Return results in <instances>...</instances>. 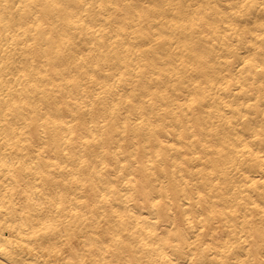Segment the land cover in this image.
Segmentation results:
<instances>
[{"label":"snow or ice","instance_id":"6c2138e0","mask_svg":"<svg viewBox=\"0 0 264 264\" xmlns=\"http://www.w3.org/2000/svg\"><path fill=\"white\" fill-rule=\"evenodd\" d=\"M0 8L5 13L14 10L11 18L4 17L9 20L7 36L0 34L4 55H27L31 61L16 69L21 89L27 82L44 92L54 78L71 87L66 103L60 102L63 87L54 93L55 110L31 102L22 91L10 94L5 102L7 139L0 136V142L17 146L23 142L27 147L16 159L7 155L0 159V227L20 236L19 221L26 216L34 221L25 235L39 239L44 231L47 241H41L40 252L48 259L41 264H264V238L258 248L247 239L255 231V211H244V219H239V209H258L264 236V119L257 127L252 114L264 113V0L188 4L187 12L174 0L166 4L16 0ZM169 13L173 24L180 19L190 27L172 44L150 28ZM73 24L74 31L69 27ZM252 33L258 35V44L249 43ZM137 38L145 47L137 46ZM85 40L88 47L72 61L69 49ZM205 43L220 47L215 59L202 50ZM165 46L179 60L176 71L165 72L162 64L149 58V53ZM245 48L248 55L242 56ZM117 52L119 59H113L111 54ZM225 56L229 66L238 60L239 72L226 73L216 62ZM41 60L55 73L44 71ZM193 80L191 87L197 91L185 95ZM203 81L219 84L228 98L207 95L206 85L201 94ZM236 89L238 95H231ZM245 96L252 102L242 101ZM65 108L67 119L61 111ZM211 113L217 114L219 123ZM205 117L211 119L210 125ZM241 130L250 135H241ZM229 145L231 157L225 152ZM52 150L62 158L45 164ZM222 157H227L223 164ZM190 159L201 163L190 164ZM49 168L58 169L61 177L55 178ZM249 169H258L261 179L246 176ZM218 176L238 177L240 183L233 180L236 193L242 183L260 193L259 203L250 195L247 201L237 195L236 209L231 217L225 216L211 203V193L222 184ZM140 202L153 216H167L170 225L161 236L147 217L138 218L147 230V237L141 236L142 246L149 250L143 254L146 259L133 258L130 245L113 231L127 222L129 204ZM196 218L201 225L198 233L192 232L193 239L187 232ZM218 218H231L233 228L228 240L220 237L222 247L213 248L204 237L219 226ZM80 225L91 226L83 239L76 232ZM0 255H8L11 264H24L22 255H13L6 247H0Z\"/></svg>","mask_w":264,"mask_h":264},{"label":"bare ground","instance_id":"6f19581e","mask_svg":"<svg viewBox=\"0 0 264 264\" xmlns=\"http://www.w3.org/2000/svg\"><path fill=\"white\" fill-rule=\"evenodd\" d=\"M7 2L9 4L15 3L16 0H0V4ZM65 3H77L78 0H64ZM95 3H118V4H127L133 2V0H94ZM136 3H141L142 0H135ZM154 2H159L161 4H166L169 2V0H154ZM174 2L177 3H183L185 5V11L187 12V5L192 4L193 6L199 4V3H210V2H216V0H174ZM192 12H195V7L191 10ZM5 15L7 17L11 18L14 15V10H9L7 13L4 12L2 8H0V34L3 36H7V32L5 29L8 27L9 20L5 19ZM18 19V17H16ZM159 19V17H157ZM167 21V23H165ZM253 22H255V18L253 17ZM179 25V27L177 26ZM98 26V25H97ZM75 30V24L70 25ZM151 31L153 34H156L157 32L165 35L168 37V44H172V42L179 41L182 35H184L186 32L190 30L189 28H185V25L180 22V19L177 20L176 24H173L171 22V14H167L164 16L163 20H160V23L157 24L155 21H153L150 25ZM108 35V34H105ZM77 40H80V37L77 36ZM222 39V38H221ZM129 40L131 41V36L129 37ZM137 46L145 47L143 44V41L139 38L135 41ZM249 43H257L258 44V35L255 33L250 34L249 36ZM97 46L99 49V42L97 41ZM175 45L173 44V47ZM88 47L87 41H81L80 43L76 44L75 48L69 49V58H71L72 61L75 60V55L77 53H81L84 49ZM21 48H23V45L21 44ZM202 50L206 51L207 55L210 57H213L215 59V56L217 53L221 51L220 47L216 44H208L205 43L201 46ZM13 52L16 51L15 47L12 49ZM27 52V50H24ZM113 59H119L120 53H114L111 54ZM150 59H155L160 64H162L163 69L165 72L176 71V66L179 64V60L175 58V54L171 53V50L165 46L161 48L157 53L152 54L149 53ZM242 56L248 55V50L245 48L241 52ZM167 56H171L172 59L168 60L166 59ZM228 57H221L219 61H216L217 63H220L224 67V71L227 72H239V67L236 65L238 64V60H232L231 65H228ZM43 65L44 71L47 72H53L55 73L54 69H50L48 67L47 62L41 60L39 62ZM28 66L31 64V61L28 59L27 55L21 56L17 54L16 56H5L3 52V45H0V136H3V129L7 126L3 123V113L7 111V107L5 106V102L8 100L9 95L15 96L18 91H22L24 93V96L26 99L30 100L31 102L35 104H43L47 108H53L54 110L58 108V105L56 104V96L54 93L56 91H59L62 87L64 91L62 92V98L61 103H66V98L68 97L69 93L71 92V87L67 85H61L59 79L54 78L52 81L47 83V86L45 88L44 92L39 91V89H33L31 88L27 82H25L23 89H21V85L16 83L15 81V75L18 73L16 72L17 68H20L21 65ZM131 66V65H130ZM63 67V66H62ZM94 67V65L92 66ZM23 70V69H21ZM39 70V67H38ZM70 71L72 69L70 68ZM77 72L80 71V69H76ZM160 73H157L159 75ZM9 77H12L11 83H8ZM253 79H257L256 73L253 72L252 74ZM151 79V78H149ZM167 77H165V80ZM195 81H190V87L188 89L184 90L185 95L188 94L189 91H197L196 89L192 88L191 85L194 84ZM205 85L207 86V95L209 96H216L220 95L221 98L227 99L229 96V93L224 92L220 90V85L216 84L215 86L212 84L211 81H203L201 83L200 89L198 90L201 94H204ZM43 87V85H42ZM12 88L14 91L12 93H9L7 89ZM239 90H234L231 95L236 96L238 95ZM90 97V94H89ZM241 100L246 103H251V99L249 97H241ZM21 102L22 101H17ZM210 103V101H209ZM63 112V118H68L67 109L61 110ZM253 116L256 117L255 119V125L258 127L259 122L261 119H264V113H257L253 112ZM211 118L216 119L219 123V118L216 113H211ZM205 123L211 124V119L208 117H205ZM14 123V122H13ZM241 135H250V133H247L243 130H241ZM3 139H7V136H3ZM238 143V141H237ZM219 146V145H217ZM26 144L23 142L17 146L15 143H12L10 145H5L4 143L0 142V159H3L6 157H11L12 159H16L19 156L23 155L22 150H26ZM15 149V151H13ZM7 150V151H6ZM225 152H227L228 157H231L232 155V148L231 145H229ZM30 154V153H29ZM217 155H220L217 153ZM62 158L61 153L57 150H52L48 153L47 157L45 158L44 163L48 164L50 161L58 160ZM175 158V157H174ZM180 159H183V157H180ZM227 157H222L221 164H223L226 161ZM190 164H195L196 166L200 165V161H192L189 160ZM217 167H220V165H217ZM49 171L52 173V175L59 179L61 177V173L58 169L53 170L52 168H49ZM227 171V169H225ZM246 176L250 175L252 179L259 181L261 179V176L259 174L258 169H249L248 173H245ZM42 179L47 180V176L42 177ZM217 179H220L222 181V184L219 188H216L211 193V203L215 204L217 208H221L224 210V215L231 217V210L236 209L237 207V200L236 196L238 195L240 199H244L247 201L248 195L252 197V199L256 200L257 203H259V196L260 193L255 190L251 189H245L244 185L240 184L241 191L239 193H236L235 185L233 184V180H235L237 183H240L239 178L236 176H232L230 179L218 176ZM50 183V182H49ZM214 183V182H213ZM203 187V185H201ZM247 193V195H245ZM178 203V202H177ZM129 212L131 215L128 217V220L126 223H121L120 225H115L113 227V231H117L121 234V239L123 240L124 244L130 245L128 251L132 253L133 258L136 259H146L147 257L143 255L144 253H147L149 250L142 246L141 244V236L147 237V230L145 228V224L139 220L140 217H147V223L151 226L152 230L159 233L161 236L166 235L167 231L170 230V225L167 223V216H165L164 219H160L159 217H155L150 212L149 208H146L143 202H140L139 204H129ZM150 207V206H149ZM241 212V215L239 219L242 221L244 219V211H255L256 213V222L254 225V239L253 235H249L247 239L250 242H253L256 247H259V244L261 242V239L264 238L262 236V233L260 231V222H259V210H253L250 208H241L239 209ZM176 212L179 214L181 212V209L177 206ZM207 215V213H204ZM13 218L15 219L17 216L16 212L12 213ZM0 219H3V216H0ZM173 220H176V217H172ZM157 220L160 222L157 223ZM24 221H27V224L24 223ZM180 221L183 223V217L180 216ZM20 224L23 225V230L18 229V231H21L20 236H16L14 233L9 231L7 227H0V247H6L8 248L13 255L21 256L23 257L24 264H41L42 261L48 259V255L46 253L40 252L41 247L43 246L41 244V241H47V237L44 234V231L41 230L39 234V239L32 237L30 238L28 235H25V233H30V229L28 228V224L35 223L34 221L30 220L27 216L23 218V220L19 221ZM201 225V221L196 218L195 222L191 226V229L188 230L187 234L192 235V232L195 231L198 233L199 227ZM218 227H212L211 231H208L205 234V239L207 242L213 246V248H220L222 247L220 237H222L223 240H228L229 236L231 235V230L233 228V222L230 219L225 221L223 218H218ZM15 227L16 225L13 224ZM186 229L188 228L187 224L183 225ZM37 227H39L37 225ZM88 227H85L84 225H80L76 227L77 234L81 235V239H83L82 234H86L88 231ZM107 227V226H106ZM238 235V234H237ZM57 239H60V237H56ZM192 238L195 239V236L192 235ZM243 239V237H241ZM79 242V241H78ZM27 245V248L24 247V245ZM31 249V251H29ZM39 253V254H38ZM215 254V253H213ZM209 261L211 260V257H208ZM0 264H11V258L8 255H0Z\"/></svg>","mask_w":264,"mask_h":264}]
</instances>
